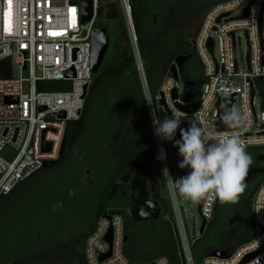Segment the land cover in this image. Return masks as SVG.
I'll use <instances>...</instances> for the list:
<instances>
[{
    "label": "built area",
    "instance_id": "built-area-1",
    "mask_svg": "<svg viewBox=\"0 0 264 264\" xmlns=\"http://www.w3.org/2000/svg\"><path fill=\"white\" fill-rule=\"evenodd\" d=\"M81 1L0 0V66L7 64L10 69V77L0 79V197L9 196L19 184L42 170L44 163L58 161L67 124L80 119L91 83V33L100 28L97 21L103 18L104 6L113 4L128 33L156 153L160 147L166 153V159L157 160V164L183 264H195L190 249V241L195 237L189 239L187 236L179 205L173 206L168 177L162 172L167 167L173 177L167 158L168 141H161L154 135L151 113L154 109L163 119L171 117L173 110L180 111L177 106L197 105L193 113L180 111L185 116L180 127L187 128L195 119L206 130L219 135H238L246 143V150L264 147V88L259 86L260 83L264 84V81H260L264 80V0H227L211 7L204 15L198 33L189 40V54L199 65L200 77L196 81L183 76L177 80L167 78L169 66L154 97L147 85L131 21L132 0H88L92 15L85 24L80 21ZM211 35L217 41V59ZM239 36L245 40L246 53L244 58L237 60L235 51ZM210 39L212 53L207 48ZM69 71H72V75L66 77ZM180 79L182 83H194L191 87H183L182 96L178 92ZM197 82L203 87L199 101L195 104H191L190 100L183 103L185 95L191 98L190 89L195 88ZM53 83L62 86L63 90H38V87ZM173 90H176L175 99L171 96ZM257 94L260 99L255 105ZM161 98L164 107L159 104ZM229 99L232 100L230 109H234L235 105L244 108L248 119L235 130L215 131L216 105L219 103L222 112L226 113L225 101ZM177 137L180 139L179 129ZM43 145H48L47 151L42 150ZM6 152L8 157L4 156ZM187 171V168H178L174 174L181 177ZM215 203L216 200L207 199L201 202V220L206 223L210 221ZM251 213L255 230L253 239L228 257L210 256L204 258L201 264H264V252L242 263L264 246V183L252 197ZM258 229L263 232L259 233ZM108 233L110 243L105 240ZM123 238L122 218L108 211L101 215L84 241L85 264H130L122 254ZM108 253L107 258L99 259ZM149 264H167V261L159 258Z\"/></svg>",
    "mask_w": 264,
    "mask_h": 264
},
{
    "label": "trees",
    "instance_id": "trees-1",
    "mask_svg": "<svg viewBox=\"0 0 264 264\" xmlns=\"http://www.w3.org/2000/svg\"><path fill=\"white\" fill-rule=\"evenodd\" d=\"M225 1L227 0H137L131 4V21L137 47L147 85L153 97L156 96L158 86L174 59L177 56H185L190 53L189 40L180 43L173 39L177 26L186 28L188 23L194 21L196 17L205 15L211 7ZM174 23L177 26H174ZM9 77L8 65H1L0 79ZM259 86L264 88L262 83ZM38 90L59 91L63 90V87L53 83L38 87ZM100 96L104 97L100 108L104 120L111 119L116 112L123 108L126 119L120 134L118 132L117 138H115L117 155L113 169L111 172L107 171L105 176L96 181L97 193L95 192V196L92 198L89 217L86 221L87 227L83 231L86 236L76 242L72 240V244L67 246L60 240L61 235L59 234L57 238H49L46 241L55 242L49 247V252L39 254L40 258L25 254L14 264H48L46 260L41 259L58 255L60 247H66L64 251L66 264H85L83 255L85 238L93 231L100 216L107 211L122 218L123 232L126 237L122 254L130 264H149L159 258L166 259L167 264H183L169 221L172 215L166 199H161L158 195L159 204L162 205L161 218L142 223H133L129 217L128 192L126 197L116 203L107 200V193L111 187L119 182V178L129 173L136 158L140 157L146 160L148 171L157 163L153 135L130 49L112 70L105 71L100 68L98 73L92 76L80 119L67 124L66 146L56 166L66 160L75 144L80 140L91 115L96 114L97 110L94 106L101 99ZM262 99L264 107V92ZM127 104L129 106L128 119ZM247 152L253 158V164L249 169L252 171V176L243 181L246 187L238 194L235 203H221L216 200L212 217L207 222L202 235L190 241L191 255L195 264H201L204 258L213 254H222L223 257H228L255 236L251 201L254 193L264 183L261 161L264 147L249 148ZM80 158H83L82 154ZM138 170L135 169L134 172ZM147 170L140 169L143 173H147ZM37 173L25 182L33 179ZM17 189L18 186L9 196L0 197V202L2 203L13 196ZM35 239L38 238L35 237Z\"/></svg>",
    "mask_w": 264,
    "mask_h": 264
},
{
    "label": "rangeland",
    "instance_id": "rangeland-1",
    "mask_svg": "<svg viewBox=\"0 0 264 264\" xmlns=\"http://www.w3.org/2000/svg\"><path fill=\"white\" fill-rule=\"evenodd\" d=\"M238 13L239 11L236 12ZM200 18L203 20L204 15L189 22L186 28H180V25L178 27L174 23L177 30L173 39L180 43L187 42L197 33L202 23L199 24ZM97 26L105 29L108 34L109 47L101 69L110 71L124 58L127 50H131L128 33L121 16L115 21L98 19ZM262 33L264 37V23ZM211 37L214 40V56L217 59L219 55L217 41L213 35ZM245 53V40L243 36H239L235 58L237 60L240 57L244 58ZM183 87L180 79L178 82L179 96L184 93ZM202 90L203 87L199 82L195 88L190 89L191 104L199 101ZM99 98L101 99L94 106L97 110L96 114L91 115L83 135L66 160L58 166L41 170L33 179L19 184L13 196L0 202V264H14L25 254L40 258L39 254L49 252V247L55 244L54 241H46L49 238H57L59 234L61 235L60 240L67 246L72 244V240L76 242L86 236L83 231L87 227L86 221L89 217L92 198L95 192L97 193L96 181L105 176L107 171L111 172L113 169L117 155L115 138L118 132L120 134L126 119L123 108L111 119L104 120L100 110L104 97ZM259 99L260 96L257 94L255 105H258ZM234 108H238L237 105ZM128 117L129 106L127 104V119ZM167 147V158L173 178H179L174 174L175 169H178L177 163L180 159L178 149L170 141ZM81 154L84 160L80 158ZM4 156L8 157L9 154L6 152ZM261 161L264 172V155ZM145 163L144 158H138L134 165L140 171ZM152 175H155L154 171ZM251 176L252 171H249L244 181ZM179 209L187 236L189 239L197 238L201 219L197 213L196 204L181 199ZM65 248L60 247L58 255L41 260H46L48 264H66L64 262Z\"/></svg>",
    "mask_w": 264,
    "mask_h": 264
},
{
    "label": "clouds",
    "instance_id": "clouds-1",
    "mask_svg": "<svg viewBox=\"0 0 264 264\" xmlns=\"http://www.w3.org/2000/svg\"><path fill=\"white\" fill-rule=\"evenodd\" d=\"M171 114V117L161 119L153 109L151 116L154 135L161 141L173 142L180 157L177 167L188 169L186 175L175 179L167 167L162 169L168 177L173 206H178L181 199L194 204H200L205 199L235 203L238 194L246 187L243 181L253 164L246 143L236 134L219 135L206 130L195 119L191 120L187 128L180 127L185 116L177 110ZM247 119L248 113L244 108H234L224 113L222 123L229 128H238ZM177 129L180 139H175ZM156 159H166L163 147L158 149Z\"/></svg>",
    "mask_w": 264,
    "mask_h": 264
},
{
    "label": "water",
    "instance_id": "water-1",
    "mask_svg": "<svg viewBox=\"0 0 264 264\" xmlns=\"http://www.w3.org/2000/svg\"><path fill=\"white\" fill-rule=\"evenodd\" d=\"M137 0H132V3H135ZM79 14H80V21L82 24L87 23L92 15V11H91V3L88 0H82L79 4ZM103 19L105 21H115L119 18L116 6L113 4L110 5H105L103 8ZM109 47V38H108V34L107 31L103 28H98V29H94L91 33L90 36V42H89V48H90V72L92 74V76L96 75L98 73V71L101 68L102 62L104 60V57L106 55V52L108 50ZM212 40L210 39L208 41L207 44V48L209 50L210 53H212ZM192 58L191 54L185 55V56H177L173 63L170 65L167 73H166V77L167 78H171L173 80H177L178 78H182V73H183V66L185 63H187L188 61H190ZM264 63V54L262 56V64ZM72 75V71H69L66 74V77ZM260 81H264V80H260ZM183 86L184 87H191L194 85L193 82H189V81H183ZM172 99L176 98V90L172 91ZM253 96V90H251V97ZM190 100V96L189 95H185L184 98L182 99L183 103H187ZM232 100L229 99L227 101H225V107L227 112L230 110V106H231ZM159 104L164 107V102L163 99L161 98L159 101ZM217 107V117L214 121V126H215V131H231V130H235L237 128H229L226 127L223 123H222V117L224 115V113L222 112L219 103H217L216 105ZM177 108L183 112V113H193L196 108L197 105H193V106H188V107H180L177 106ZM62 117V116H61ZM178 131V129H177ZM66 135V134H65ZM175 139H179L177 137V133L175 136ZM66 137L63 138V141L61 143V147L59 150V158L62 157L65 146H66ZM43 151H47L48 150V145H43L42 147ZM58 163V161L56 162H49V163H44L42 166V170H48L54 166H56ZM178 174H181L180 171H177ZM154 180L155 182H157L160 186V194L161 196L164 198L165 197V191L164 188L162 186V180H161V176H160V172H159V165L156 163L155 167H154ZM147 183H148V178L147 175L144 173H135L131 179H129L128 184H129V217L131 219V221L133 223H142V222H152V221H156L158 219L161 218L162 216V212H161V207L158 205V203L156 201H151L148 197V192H147ZM117 186H114L112 188V191H114L116 189ZM200 207H201V203L200 204H196V210L197 213L200 216ZM201 219V218H200ZM176 238V242L178 245V249H179V254L181 257V261L183 262V257L182 254L180 252V248H179V241L176 235V229L174 226L173 221L170 219L169 220ZM206 222L204 220H201L200 223V227L198 230V236H201L204 228L206 226ZM259 233H262L263 230L262 229H258ZM105 240L110 243V233L107 234ZM126 241V237L124 236L123 238V242L125 243ZM262 252H264V246L263 248L252 254L249 255L246 259H244V261L242 263H246L248 261H250L251 259L255 258L256 256H258L259 254H261ZM109 256V253L103 257H100V260H103L105 258H107ZM213 257L216 258H222L223 255L222 254H213Z\"/></svg>",
    "mask_w": 264,
    "mask_h": 264
},
{
    "label": "flooded vegetation",
    "instance_id": "flooded-vegetation-1",
    "mask_svg": "<svg viewBox=\"0 0 264 264\" xmlns=\"http://www.w3.org/2000/svg\"><path fill=\"white\" fill-rule=\"evenodd\" d=\"M202 22V19L200 18L199 19V24ZM200 28V26H199ZM199 31V29H198ZM197 31V33H198ZM196 33V34H197ZM195 34V35H196ZM195 35L191 36L189 38L192 39ZM183 77L185 79H188L190 81H196L198 80V78L200 77V68H199V65L196 61V59L192 56L191 60L188 61L187 63L184 64L183 66V73H182ZM140 158V157H139ZM138 158H136L132 165H131V169L129 171L128 174H125L124 176H122L121 178H119V182L118 183H115L114 186H117L116 189L114 191H112V188L114 186L111 187L110 191L107 193V200H109L111 203H116L118 202V200L120 199H123L124 197L127 196V192H128V197H129V184H128V181L129 179L132 178V176L135 174V173H143L141 171H137V172H134L135 169H138V167H136L134 165V162L137 160ZM154 167L155 165L151 168V170H147V165L146 163L144 165H142V168H145L148 172L147 173H144L147 175V178H148V183H147V192H148V197L151 201H158V195L161 199H165V197L163 198L160 194V186L157 182L154 181L153 179V171H154ZM124 189V190H123ZM158 205L160 207H162L161 204H159V201H158Z\"/></svg>",
    "mask_w": 264,
    "mask_h": 264
}]
</instances>
